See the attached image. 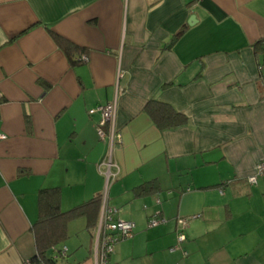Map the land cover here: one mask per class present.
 I'll return each instance as SVG.
<instances>
[{"label": "crops", "instance_id": "0c3cea01", "mask_svg": "<svg viewBox=\"0 0 264 264\" xmlns=\"http://www.w3.org/2000/svg\"><path fill=\"white\" fill-rule=\"evenodd\" d=\"M259 39L264 0H0V264H37L38 191L57 187L62 211L103 194L108 151L107 204L135 224L108 264H264V176L247 182L264 160ZM149 100L186 122L159 127ZM111 101L114 133L105 124L100 138L88 111ZM100 207L91 230L69 220L56 264L97 263Z\"/></svg>", "mask_w": 264, "mask_h": 264}, {"label": "trees", "instance_id": "16d2710c", "mask_svg": "<svg viewBox=\"0 0 264 264\" xmlns=\"http://www.w3.org/2000/svg\"><path fill=\"white\" fill-rule=\"evenodd\" d=\"M54 38L72 63L84 62L83 56L86 55L82 49L71 45L58 35L54 34ZM253 48L256 54H264V39H259L253 43ZM144 110L162 128L186 122V116L168 103L149 100L144 105ZM156 189L157 182L150 180L135 187L134 191L135 194H147ZM59 199L60 193L57 187L41 188L38 191V219L32 227L36 245V252L32 261L37 264H56L55 259L49 256V251L54 250V246L59 245L66 239L69 220L78 216H85L87 229L91 230L95 225L101 195L93 196L66 211L61 210ZM57 252L59 254V250Z\"/></svg>", "mask_w": 264, "mask_h": 264}, {"label": "built area", "instance_id": "2783aa9c", "mask_svg": "<svg viewBox=\"0 0 264 264\" xmlns=\"http://www.w3.org/2000/svg\"><path fill=\"white\" fill-rule=\"evenodd\" d=\"M86 56L83 59L86 60ZM99 112L100 122L97 127V134L100 138L106 136V132L103 130V126L108 124L109 133H114V116L116 113V103L114 101L107 102L103 105H99L95 108L90 109V114ZM5 138V134L0 133V140ZM98 168L103 172L106 180V184L109 183L117 175L113 168H117L116 164L111 158V151H108L106 157L99 163ZM259 176H264V160L256 163L254 171L247 177L249 184H254ZM107 192L101 194V207L97 226L95 229V257L96 264H108V258L114 250V246L120 240L130 238L133 235L135 224L132 221L124 220L117 216L118 210L107 204ZM159 200L157 199V202ZM164 221L161 216H153L148 220L147 226L152 227ZM188 218H179L178 224V241L184 239L182 228L187 224ZM60 255H65V247H62ZM25 264H30L28 260Z\"/></svg>", "mask_w": 264, "mask_h": 264}, {"label": "rangeland", "instance_id": "374dc122", "mask_svg": "<svg viewBox=\"0 0 264 264\" xmlns=\"http://www.w3.org/2000/svg\"><path fill=\"white\" fill-rule=\"evenodd\" d=\"M102 173V172H101ZM259 178H260V176H259ZM258 179V178H257ZM108 185H109V183H105V176H104V179H103V188H104V186H105V191L107 192V188H108ZM252 185H256V184H252ZM253 187V186H252ZM104 189H102V191H103ZM107 194V193H106ZM108 195V194H107ZM156 200V199H155ZM119 213H121L120 212V210H118V213H117V216H119V218H121L120 217V214ZM152 218V217H151ZM122 219V218H121ZM125 219V218H124ZM126 220V219H125Z\"/></svg>", "mask_w": 264, "mask_h": 264}, {"label": "water", "instance_id": "95a60500", "mask_svg": "<svg viewBox=\"0 0 264 264\" xmlns=\"http://www.w3.org/2000/svg\"><path fill=\"white\" fill-rule=\"evenodd\" d=\"M192 20H194V15H190L189 18H188V24H191Z\"/></svg>", "mask_w": 264, "mask_h": 264}]
</instances>
